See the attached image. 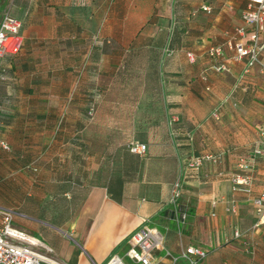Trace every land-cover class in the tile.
Segmentation results:
<instances>
[{
    "label": "crops",
    "instance_id": "crops-1",
    "mask_svg": "<svg viewBox=\"0 0 264 264\" xmlns=\"http://www.w3.org/2000/svg\"><path fill=\"white\" fill-rule=\"evenodd\" d=\"M246 7V0H0V21L9 11L23 38L18 55L0 60V141L10 146H0V205L16 211L14 225L60 264H107L112 256L129 264V238L147 222L165 235L161 264L181 245L207 252L198 264H264V224L252 230L254 200L264 193V155H255L264 75L259 66L245 74L248 59L235 62L232 46ZM96 38L109 50L114 43L133 51L141 41L159 90L136 100L163 109H114L107 125H87L88 107L102 99L91 88L101 77ZM216 45L227 72L216 73L207 56ZM133 141L147 152L133 154ZM203 154L219 160L189 168ZM232 174L253 177L251 191L234 192ZM177 181L188 213L181 233L169 204Z\"/></svg>",
    "mask_w": 264,
    "mask_h": 264
},
{
    "label": "built area",
    "instance_id": "built-area-1",
    "mask_svg": "<svg viewBox=\"0 0 264 264\" xmlns=\"http://www.w3.org/2000/svg\"><path fill=\"white\" fill-rule=\"evenodd\" d=\"M247 7L242 14L243 26L237 28L234 42L232 43L235 51V62H241L248 59L245 67V74L259 66L260 73L264 75V62L260 59V54L264 52V0H246ZM201 11L210 14L212 7L209 4H202ZM22 22L13 17L9 11H5L0 21V60L8 56H16L20 53L23 46L21 36ZM207 56L215 64L213 70L216 73H224L229 70L226 63L222 62L224 51L222 46H211L207 51ZM191 62H195V55L188 53ZM3 75L0 67V81ZM202 80L207 82V75H203ZM206 91H211L210 85L206 86ZM222 106L218 104L211 113L212 119L219 121L221 119ZM95 108L89 110L91 121L95 118ZM0 146L10 150V146L5 141H0ZM129 150L133 154L144 155L147 152V145L138 142H131ZM255 155H264V132H262V146L255 149ZM219 157L211 154H203L194 157L189 163V168L197 169L206 161L217 162ZM241 169H247L246 161L240 162ZM232 190L234 192L243 190L250 192L253 177L232 174ZM182 197V185L177 181L172 186L169 204L173 206L174 212L172 219L177 224L179 232L188 219V213L179 206ZM214 205L216 202L213 203ZM256 221L252 230L259 228L264 224V193L255 200ZM16 211L12 208L0 205V264H54L51 257L43 251V243L27 233L21 231L14 225ZM238 235V234H237ZM165 235L156 226H150L149 223H143L138 227L129 238V248L126 252L130 264H161L160 257L156 254L164 250ZM207 252L193 246L184 247L181 245V252L178 256L173 255L166 250L164 258L170 259V264H198L200 260L206 258ZM107 264H126L118 256H112Z\"/></svg>",
    "mask_w": 264,
    "mask_h": 264
},
{
    "label": "rangeland",
    "instance_id": "rangeland-1",
    "mask_svg": "<svg viewBox=\"0 0 264 264\" xmlns=\"http://www.w3.org/2000/svg\"><path fill=\"white\" fill-rule=\"evenodd\" d=\"M170 26L171 23L166 24V28ZM95 42V47H99L101 50V52L98 50V53H95L96 58L98 59L99 57L100 60L101 77L99 86L91 88L95 90L93 93L101 94L102 99L99 103H92L91 106L95 107L97 116L95 114L93 124L90 123L91 119L89 117L87 125H94L96 127L107 125L109 112L114 109H117V111L129 109L133 110L134 113L143 108H148L149 111L163 109V104L160 102H142L136 100L137 97L143 94H157L159 90L157 81L155 82L156 72L150 67V63L154 60H152L150 51L142 48L141 41L139 42L138 40V46H135L136 49L133 51L123 44H117L116 47L112 42L111 50H109L107 40H102L101 38H96ZM114 53H116L115 66L110 62L111 58L113 59ZM91 54L92 50L90 56ZM110 63L111 68L109 69L106 66ZM104 66L105 68H103ZM93 67L96 69V66ZM259 103L261 102L259 101ZM117 120L119 122L120 119L117 118ZM149 225L158 226L160 231H163L158 223H150ZM128 263L130 264V262Z\"/></svg>",
    "mask_w": 264,
    "mask_h": 264
},
{
    "label": "trees",
    "instance_id": "trees-1",
    "mask_svg": "<svg viewBox=\"0 0 264 264\" xmlns=\"http://www.w3.org/2000/svg\"><path fill=\"white\" fill-rule=\"evenodd\" d=\"M212 10H213V8H212ZM92 107H94V106H91V105H90V106L88 107V108H89V109H88V113H89V110H90ZM94 108H95V107H94ZM88 116H89V115H88Z\"/></svg>",
    "mask_w": 264,
    "mask_h": 264
},
{
    "label": "bare ground",
    "instance_id": "bare-ground-1",
    "mask_svg": "<svg viewBox=\"0 0 264 264\" xmlns=\"http://www.w3.org/2000/svg\"><path fill=\"white\" fill-rule=\"evenodd\" d=\"M51 260L54 262V264H60V263L56 262L55 260H53L52 258H51Z\"/></svg>",
    "mask_w": 264,
    "mask_h": 264
}]
</instances>
